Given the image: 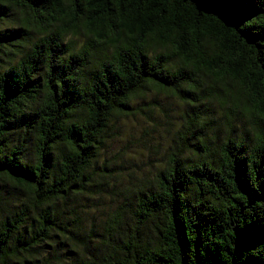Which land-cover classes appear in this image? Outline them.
<instances>
[{"label":"trees","instance_id":"obj_1","mask_svg":"<svg viewBox=\"0 0 264 264\" xmlns=\"http://www.w3.org/2000/svg\"><path fill=\"white\" fill-rule=\"evenodd\" d=\"M153 92L183 123L136 172ZM0 264H264V0H0Z\"/></svg>","mask_w":264,"mask_h":264},{"label":"rangeland","instance_id":"obj_2","mask_svg":"<svg viewBox=\"0 0 264 264\" xmlns=\"http://www.w3.org/2000/svg\"><path fill=\"white\" fill-rule=\"evenodd\" d=\"M156 96L153 92L148 94L145 101L137 99L138 107L143 109L145 114L142 112L136 119L120 121L123 126L115 130V140H110L109 156L112 150L118 151L126 146V155L135 160V164L129 169L136 172L142 170L153 173V163L166 162L168 158L166 151L183 123V103L169 95ZM217 114H221L219 108ZM129 169L123 170L127 176L130 173ZM83 204L92 212L98 207L99 219L101 211L108 205V200L105 202L83 201ZM87 220H91V215L87 216Z\"/></svg>","mask_w":264,"mask_h":264}]
</instances>
